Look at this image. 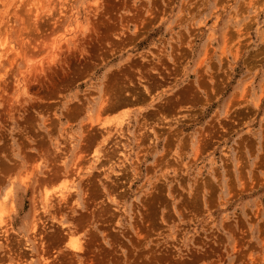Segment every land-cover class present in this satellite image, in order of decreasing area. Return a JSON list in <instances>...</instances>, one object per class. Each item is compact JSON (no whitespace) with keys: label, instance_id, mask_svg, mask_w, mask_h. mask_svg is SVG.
I'll list each match as a JSON object with an SVG mask.
<instances>
[{"label":"rangeland","instance_id":"374dc122","mask_svg":"<svg viewBox=\"0 0 264 264\" xmlns=\"http://www.w3.org/2000/svg\"><path fill=\"white\" fill-rule=\"evenodd\" d=\"M0 264H264V0H0Z\"/></svg>","mask_w":264,"mask_h":264},{"label":"bare ground","instance_id":"6f19581e","mask_svg":"<svg viewBox=\"0 0 264 264\" xmlns=\"http://www.w3.org/2000/svg\"><path fill=\"white\" fill-rule=\"evenodd\" d=\"M62 3H63V2H62ZM60 4H61V3H60ZM65 188H66V187H65ZM65 188H64V189H65ZM62 192H63V191H62ZM62 192H61V193H62ZM48 193H49V190H45V191H44V196H45V198H47L46 196L48 195ZM61 193H60V194H61Z\"/></svg>","mask_w":264,"mask_h":264}]
</instances>
